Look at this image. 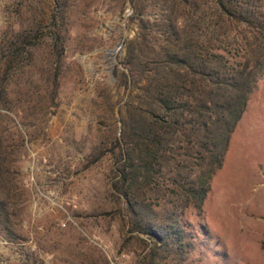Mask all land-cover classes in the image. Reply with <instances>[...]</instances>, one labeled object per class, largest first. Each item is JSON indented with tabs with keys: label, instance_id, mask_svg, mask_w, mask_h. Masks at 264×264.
<instances>
[{
	"label": "rangeland",
	"instance_id": "374dc122",
	"mask_svg": "<svg viewBox=\"0 0 264 264\" xmlns=\"http://www.w3.org/2000/svg\"><path fill=\"white\" fill-rule=\"evenodd\" d=\"M170 2L0 0V47L21 28L38 37L32 56L8 75V107L0 109L20 234L10 242L0 231V264H138L146 253L111 200L109 150L124 99L116 76L125 43L143 23L152 42L162 43L158 24ZM53 16L65 42L52 92ZM183 221L193 249L160 252L159 264H264V71L201 214L188 209Z\"/></svg>",
	"mask_w": 264,
	"mask_h": 264
},
{
	"label": "trees",
	"instance_id": "16d2710c",
	"mask_svg": "<svg viewBox=\"0 0 264 264\" xmlns=\"http://www.w3.org/2000/svg\"><path fill=\"white\" fill-rule=\"evenodd\" d=\"M163 11L162 43L152 42L142 22L143 32L125 43L116 76L124 99L109 150L116 165L110 194L127 234L134 233L144 246L138 264H159L157 256L167 249L181 256L193 249L183 216L188 209L201 214L264 71V0H171ZM48 19L56 65L53 92L65 38L56 18ZM35 30L21 28L12 41L2 39V110L8 107V75L25 55L32 56ZM4 142L0 137V231L15 242L20 234L13 227Z\"/></svg>",
	"mask_w": 264,
	"mask_h": 264
}]
</instances>
